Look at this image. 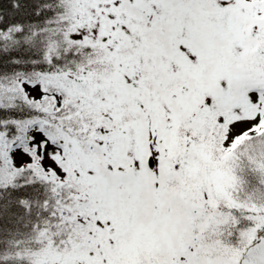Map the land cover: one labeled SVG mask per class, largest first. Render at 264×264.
Returning <instances> with one entry per match:
<instances>
[{"label":"snow or ice","instance_id":"1","mask_svg":"<svg viewBox=\"0 0 264 264\" xmlns=\"http://www.w3.org/2000/svg\"><path fill=\"white\" fill-rule=\"evenodd\" d=\"M0 264H264V0H0Z\"/></svg>","mask_w":264,"mask_h":264}]
</instances>
